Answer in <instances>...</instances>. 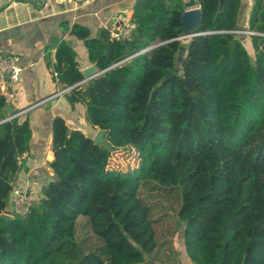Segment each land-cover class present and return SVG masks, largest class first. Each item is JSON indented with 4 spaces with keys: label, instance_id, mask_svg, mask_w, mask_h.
Returning a JSON list of instances; mask_svg holds the SVG:
<instances>
[{
    "label": "trees",
    "instance_id": "16d2710c",
    "mask_svg": "<svg viewBox=\"0 0 264 264\" xmlns=\"http://www.w3.org/2000/svg\"><path fill=\"white\" fill-rule=\"evenodd\" d=\"M196 1L197 35L180 62L183 0H135L125 40L72 26L89 62L106 71L79 84L76 53L65 41L54 70L73 87L70 108L80 104L104 142L54 117L53 177L25 217L2 214L32 129L28 117L7 120L15 113H6L0 96V178L8 185L0 192V264H143L159 253L174 256L175 235L162 234V216L140 195L153 186L180 187L176 217L188 262L264 264V0L253 1L247 29L238 25L241 0ZM237 31L260 35L248 36L253 64ZM120 148L135 150L137 168L107 169ZM80 217L88 232L78 241Z\"/></svg>",
    "mask_w": 264,
    "mask_h": 264
},
{
    "label": "crops",
    "instance_id": "0c3cea01",
    "mask_svg": "<svg viewBox=\"0 0 264 264\" xmlns=\"http://www.w3.org/2000/svg\"><path fill=\"white\" fill-rule=\"evenodd\" d=\"M134 3L135 0H0V53L17 55L21 68L11 106L21 120L28 117L32 129L30 150L21 162L14 187L38 194L52 179L49 164L53 160L54 117H61L69 129L91 138L100 132L86 123L80 104L70 108L66 96L73 87L65 88L59 81L54 70L55 50L65 41L76 53L80 72L93 65L88 60L86 41L73 37L72 26L81 25L89 30L90 37L96 38L102 31L124 24V19L129 23ZM195 7L199 8L197 1ZM249 11L247 0H241L240 29H247ZM244 37L250 48V38ZM7 189L0 178V192Z\"/></svg>",
    "mask_w": 264,
    "mask_h": 264
},
{
    "label": "built area",
    "instance_id": "2783aa9c",
    "mask_svg": "<svg viewBox=\"0 0 264 264\" xmlns=\"http://www.w3.org/2000/svg\"><path fill=\"white\" fill-rule=\"evenodd\" d=\"M253 1L254 0H247V4L249 7L252 6ZM123 21L125 22L124 24L108 29L109 37L111 40L120 41L129 38L132 25L129 21V23H126V19H124ZM236 33L241 36L258 35L255 32L248 31H237ZM18 62L19 57L17 55L0 53V96L2 97L6 105H10L15 98V88L19 83V77L21 73V68L18 66ZM128 156L132 157V163L129 166L121 165V167L119 165L121 160ZM26 157L27 152L22 153L17 158L18 164H20ZM138 161V155L133 148L116 149L110 154L107 169L110 171L120 172L133 170L137 168ZM11 194L12 198L10 199V203L2 214L8 215L10 217L14 215L25 217L29 213L31 207L38 201L39 197L38 194L33 191L22 190L17 187H13V189L11 190Z\"/></svg>",
    "mask_w": 264,
    "mask_h": 264
},
{
    "label": "rangeland",
    "instance_id": "374dc122",
    "mask_svg": "<svg viewBox=\"0 0 264 264\" xmlns=\"http://www.w3.org/2000/svg\"><path fill=\"white\" fill-rule=\"evenodd\" d=\"M191 31H192L191 26H188V25L184 26L185 33H189ZM243 38L245 37H242V43L244 47L246 48L247 52L249 53L251 63L253 64L254 63V52L252 50V47L249 48V46L245 43ZM189 39L190 38H183L181 41L187 42ZM97 135L98 134L95 133L93 136V139H97ZM131 163H132V157L128 156V157L123 158L119 165L129 166ZM140 195L145 201L151 203L152 205H155L154 212L157 211L156 212L157 215L162 216V221L164 222L165 227L168 230V231L166 230L165 232L162 231L163 232L162 234L168 235V236L175 235L172 241L174 245L173 246L174 256L170 255L171 252L170 254L159 253L157 256L156 255L155 256L152 255L151 257L149 256L144 264H175L177 263V260H178V264H187L188 260L184 253L185 252L184 243H182L184 226L177 221V217H176V211L179 209V206H180V187L162 188L159 186L157 187L153 186L151 189L147 187V188L140 189ZM153 216H156V214H153ZM85 222L86 221L84 220L83 217H80L77 221L76 238L78 241H81V239L84 238V235L88 232L84 228ZM168 222H169L170 229L167 226ZM176 223H177L176 229H172ZM168 236H165V238L167 239ZM165 246L168 247L169 244L166 243ZM160 262H163V263H160Z\"/></svg>",
    "mask_w": 264,
    "mask_h": 264
},
{
    "label": "water",
    "instance_id": "95a60500",
    "mask_svg": "<svg viewBox=\"0 0 264 264\" xmlns=\"http://www.w3.org/2000/svg\"><path fill=\"white\" fill-rule=\"evenodd\" d=\"M183 1H184V7L189 9V11H185L184 14L182 15L183 27L185 25H188V26H191L193 29L199 22L200 10H199V8L195 7L196 0H183ZM193 36H195V33H193L191 31L189 33H184L178 39L182 40L183 38H191ZM163 44H165V42L152 45V46L146 48L145 50H143L141 53L149 52V51H151V50L155 49L156 47L163 45ZM187 45H188V42H184V43H182V45L179 48V51H178V61L179 62L181 61V59L184 55V51H185ZM105 71H106V69L105 70H99V69H97V67L95 65H91V66H89L86 69L81 71L83 79L79 84L86 83L87 81L101 75ZM166 79H168V77H166ZM5 111L8 115H11L13 113V108H12L11 104L6 106ZM15 116H17V114L12 115L11 117H15ZM11 117H8L7 120ZM103 136H104V132L100 131L97 135V139H93V141L95 143H103L104 142ZM98 137H100V138H98ZM2 217L4 219L12 218L8 215H2ZM97 264H103V262H101L100 260H97Z\"/></svg>",
    "mask_w": 264,
    "mask_h": 264
}]
</instances>
